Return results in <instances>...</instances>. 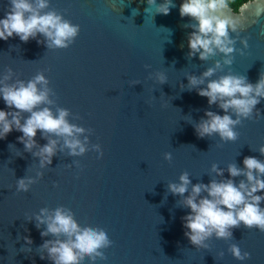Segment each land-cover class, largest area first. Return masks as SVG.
Masks as SVG:
<instances>
[{
	"label": "water",
	"instance_id": "95a60500",
	"mask_svg": "<svg viewBox=\"0 0 264 264\" xmlns=\"http://www.w3.org/2000/svg\"><path fill=\"white\" fill-rule=\"evenodd\" d=\"M49 2V10L80 26L75 43L66 50L48 51L35 40H0V75L11 67L19 79L28 81L43 71L56 93L57 106L82 118H70L71 123L94 130L90 142L101 145L103 156L97 159L91 151L78 158L58 154L30 192L17 194L16 180L34 177L39 160L18 143L22 133L14 130L0 140V264H51L41 260L36 249L52 237L42 238L35 222L25 218L41 208L59 206L70 208L82 227L103 228L113 241L105 251L107 259L97 264H264V234L243 225L232 230L233 240L212 238L208 249L197 250L184 236L182 217L190 210L177 207L180 197L167 192V184L178 183L184 172L193 185L208 184L215 178L210 172L213 164L225 169L228 179L229 164L243 168L245 157L264 161L258 151L264 146V100L257 105L262 117L243 121L235 129V142L196 135L193 125L206 118V111L224 113L215 105L209 107L207 98L196 90H181L182 84H188L186 76H200L215 62H201L198 56L187 59L192 29L184 26L193 21L179 15L183 0H173L176 7L167 16L155 14V8L146 13L147 0ZM260 2L254 0L258 4L244 13L240 39H247L248 48L237 42L233 64L213 79L231 72L255 84L264 72V4ZM8 8V0H0V19ZM157 72L166 76L167 83L156 81ZM133 81L140 84L130 86ZM0 110L9 111L2 98ZM36 141L40 146L47 143L39 131ZM18 150L22 158L17 157ZM165 153L172 154L171 163L164 159ZM74 159L82 172L67 167ZM260 206L264 208V202ZM24 237L33 241L29 254L20 251L28 247ZM233 243L249 252L251 259L235 260L228 252ZM83 264H89L87 258Z\"/></svg>",
	"mask_w": 264,
	"mask_h": 264
},
{
	"label": "clouds",
	"instance_id": "9594fccd",
	"mask_svg": "<svg viewBox=\"0 0 264 264\" xmlns=\"http://www.w3.org/2000/svg\"><path fill=\"white\" fill-rule=\"evenodd\" d=\"M260 3L264 4V0ZM8 4L5 17L0 19L2 41L18 37L23 43L35 40L48 51L66 50L80 34L79 25L65 19L57 11L49 10V0H8ZM257 4L254 0H241L238 13L230 10V0H183L179 7L180 17H188L193 21L184 26L192 29L187 38V59L192 60L198 56L201 62L215 61L200 76H186L188 84H182L181 90H196L200 97L207 98L209 107L215 105L224 113L223 116L213 111L204 113L206 118H201L199 123L193 125L200 139L215 135L223 143L235 142L238 139L235 129L243 121L262 117L257 105L264 100V72L260 73L255 84L250 83L246 76L231 72L213 79L218 72H223L225 67L233 64L237 42L243 49L248 48L247 39H240L245 30L244 13ZM147 5L146 13L148 9L155 8V14L164 16L169 15L170 9L176 7L173 0H163L160 4L156 0H147ZM228 12L232 15L229 16ZM233 34L235 38H232ZM38 36L43 39H38ZM240 54L243 55V51ZM218 56L222 60H216ZM149 68V65H145L146 70ZM154 76L160 85L167 83L163 73L157 72ZM14 77L17 74L11 67L0 75V98L9 109L0 110V140L6 139L14 130L22 133L18 137V143L24 146V152L39 160V170L34 177L25 175L16 180L17 194L30 192L31 187L43 179L44 170L50 168L53 157L58 154L78 158L91 151L97 153V159L102 158L101 145L92 144L89 139L94 135V130L70 122V118H82L57 106L53 99L56 93L43 71L28 81L18 77L14 80ZM152 78L150 74L148 79ZM138 84L139 81H133L130 86ZM38 131L41 138L47 141L43 146L36 141ZM258 151L264 156V146ZM17 157H23L19 150ZM164 159L171 163L172 154L165 153ZM73 166L83 171L78 160L74 159L72 165H67L69 169ZM226 171L230 177L228 179H224L225 169L213 164L210 172L215 178H211L208 184L193 185L188 172L179 176L178 183L167 184V192L180 197L177 207L190 210V214L182 217L184 236L197 250L208 249V241L212 238L233 240L232 230L241 225L264 234V208L260 206L264 202V195H257L264 192V161L245 157L243 168L233 163L227 166ZM238 177L244 179L236 184L235 179ZM25 220L35 222L42 238L52 237L44 239L43 244L36 249L39 258L47 259L51 264H83L85 258L89 264H97V261L107 259L105 251L113 246V241L103 228L82 227L76 220L75 213L64 206L54 210L41 208L39 213L27 216ZM23 239L28 247H22L20 251L29 254L32 252L33 241L28 237ZM228 252L240 262L251 259V254L242 252L236 243L229 246ZM223 256L224 253L220 252L219 257L222 259Z\"/></svg>",
	"mask_w": 264,
	"mask_h": 264
},
{
	"label": "trees",
	"instance_id": "16d2710c",
	"mask_svg": "<svg viewBox=\"0 0 264 264\" xmlns=\"http://www.w3.org/2000/svg\"><path fill=\"white\" fill-rule=\"evenodd\" d=\"M241 6V0H230V7L233 11H237L238 8Z\"/></svg>",
	"mask_w": 264,
	"mask_h": 264
}]
</instances>
